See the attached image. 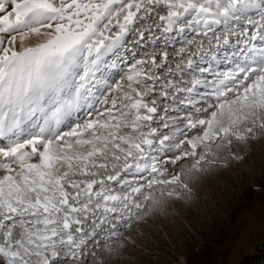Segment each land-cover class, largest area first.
I'll return each mask as SVG.
<instances>
[{
	"label": "snow or ice",
	"instance_id": "obj_1",
	"mask_svg": "<svg viewBox=\"0 0 264 264\" xmlns=\"http://www.w3.org/2000/svg\"><path fill=\"white\" fill-rule=\"evenodd\" d=\"M261 132L264 0H0V264H116Z\"/></svg>",
	"mask_w": 264,
	"mask_h": 264
},
{
	"label": "rangeland",
	"instance_id": "obj_2",
	"mask_svg": "<svg viewBox=\"0 0 264 264\" xmlns=\"http://www.w3.org/2000/svg\"><path fill=\"white\" fill-rule=\"evenodd\" d=\"M231 150L243 160L204 178L190 200L133 220L114 242L116 264H264V132Z\"/></svg>",
	"mask_w": 264,
	"mask_h": 264
}]
</instances>
